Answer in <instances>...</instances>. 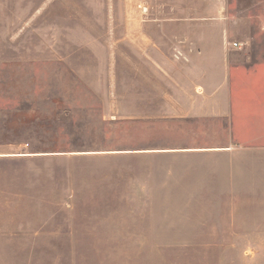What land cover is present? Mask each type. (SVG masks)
<instances>
[{
    "label": "rangeland",
    "instance_id": "1",
    "mask_svg": "<svg viewBox=\"0 0 264 264\" xmlns=\"http://www.w3.org/2000/svg\"><path fill=\"white\" fill-rule=\"evenodd\" d=\"M217 15L264 46V0H0V264H264V175L222 198L131 152L163 20Z\"/></svg>",
    "mask_w": 264,
    "mask_h": 264
},
{
    "label": "crops",
    "instance_id": "2",
    "mask_svg": "<svg viewBox=\"0 0 264 264\" xmlns=\"http://www.w3.org/2000/svg\"><path fill=\"white\" fill-rule=\"evenodd\" d=\"M228 22L221 15L163 20L176 46L170 62L147 65L165 83L137 94L138 103L153 104L137 113L152 138L131 152L166 158L177 181L224 184L218 197L236 199L241 184L250 192L264 175V46L225 44Z\"/></svg>",
    "mask_w": 264,
    "mask_h": 264
},
{
    "label": "built area",
    "instance_id": "3",
    "mask_svg": "<svg viewBox=\"0 0 264 264\" xmlns=\"http://www.w3.org/2000/svg\"><path fill=\"white\" fill-rule=\"evenodd\" d=\"M228 44H230L231 46H233V47H240L242 44L241 43H239V42H230V43H228Z\"/></svg>",
    "mask_w": 264,
    "mask_h": 264
}]
</instances>
